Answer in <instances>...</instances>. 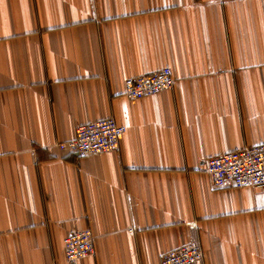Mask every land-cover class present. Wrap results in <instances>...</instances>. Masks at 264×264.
<instances>
[{"label": "crops", "instance_id": "obj_1", "mask_svg": "<svg viewBox=\"0 0 264 264\" xmlns=\"http://www.w3.org/2000/svg\"><path fill=\"white\" fill-rule=\"evenodd\" d=\"M170 68L171 90L123 96ZM112 118L117 149L57 145ZM264 145V0H0V264H264V193L215 189L205 161Z\"/></svg>", "mask_w": 264, "mask_h": 264}, {"label": "built area", "instance_id": "obj_2", "mask_svg": "<svg viewBox=\"0 0 264 264\" xmlns=\"http://www.w3.org/2000/svg\"><path fill=\"white\" fill-rule=\"evenodd\" d=\"M173 85L170 68L163 67L150 74L125 79L122 94L127 99L140 100L171 90ZM124 132L125 127L118 125L114 119H101L78 126L72 140L57 146L78 159L108 153L118 148ZM204 171L215 189L252 187L264 193V145L243 147L210 157L205 161ZM63 251L67 264H78L81 259L92 255L94 244L91 231L85 229L66 235ZM202 254L197 245L189 243L165 254L160 264H198Z\"/></svg>", "mask_w": 264, "mask_h": 264}]
</instances>
